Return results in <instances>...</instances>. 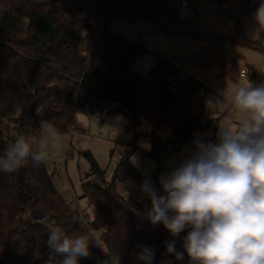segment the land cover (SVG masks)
Returning <instances> with one entry per match:
<instances>
[{
	"label": "trees",
	"instance_id": "16d2710c",
	"mask_svg": "<svg viewBox=\"0 0 264 264\" xmlns=\"http://www.w3.org/2000/svg\"><path fill=\"white\" fill-rule=\"evenodd\" d=\"M173 1L0 0V114L20 120L18 134L38 132L41 121L51 122L59 131H72L79 128L77 113L102 118L107 108L119 103L127 111L126 127L146 119L154 129H169L165 144L151 141L149 154L157 162L153 176L158 177L164 145H170L171 151L191 145L197 132L211 126L204 117L201 94L206 86L192 75L179 78V69L161 55L154 56L147 72L136 71L132 64L144 47L113 31L110 20L146 17L165 35L202 40V49L187 59L206 66L220 64L221 73L228 71L234 77L239 67L226 63L227 42L264 53V30L252 40L243 34L244 17L261 0H214L237 1L240 8L228 34L196 25V15L182 17ZM129 151L122 152L112 172V180L124 185L125 202L105 185L104 169L85 151L88 174L94 176L87 179L86 175L83 195L97 210L93 229L102 232L99 245L90 243V257L79 264H106L102 246L124 263L133 260L137 251L152 247L155 259L163 254L175 264H190L187 254L178 260L166 251L167 243L175 240L176 251L183 252L189 229L173 237L161 224L132 217L130 208L140 206L141 185L148 178L132 163ZM52 221L69 236L96 237L82 221L81 209L53 185L45 162L39 167L29 162L12 174L0 173V264H59L63 257L51 254L46 244L47 225Z\"/></svg>",
	"mask_w": 264,
	"mask_h": 264
},
{
	"label": "clouds",
	"instance_id": "9594fccd",
	"mask_svg": "<svg viewBox=\"0 0 264 264\" xmlns=\"http://www.w3.org/2000/svg\"><path fill=\"white\" fill-rule=\"evenodd\" d=\"M252 20L253 29L264 30V0ZM257 70L264 73V60ZM205 103L212 111L236 113V126H219L215 141H193L189 157L161 176L164 195L145 180L140 190L150 208L144 216L173 237L189 229L183 252L176 251L175 240L166 245L178 260L187 254L190 264H264V85L247 81L226 102L213 97ZM58 138L59 130L48 121H41L36 133H19L0 155V173H16L29 162L39 167ZM47 229L50 253L63 257L59 264H79L90 257V243L99 245L98 237L69 236L55 221ZM138 257L151 264L154 251L145 247Z\"/></svg>",
	"mask_w": 264,
	"mask_h": 264
},
{
	"label": "rangeland",
	"instance_id": "374dc122",
	"mask_svg": "<svg viewBox=\"0 0 264 264\" xmlns=\"http://www.w3.org/2000/svg\"><path fill=\"white\" fill-rule=\"evenodd\" d=\"M173 2L182 17L189 18L196 15V25L221 34L231 32L234 17L240 13L237 1L218 3L214 0H187L186 7L180 4V0ZM253 13L243 19V34L251 38L250 40L257 38L259 34L258 29H253ZM109 25L113 31L123 34L131 40L139 41L144 47V51L136 56L132 64L136 71L147 72L154 56L161 55L170 59L173 67L179 69L177 74L179 78L183 79L188 75H193L205 84L206 89L201 93L204 100V117L210 120L211 126L197 132L193 136V141L209 137L211 140L208 141H215L219 126L235 127L237 124L236 113L231 110L223 112L209 110L205 103L208 99L214 97L218 102L224 103L235 87L247 81H250L254 86L264 85V73L257 70V62L264 60V53L258 49L231 42L226 43L227 65H237L246 69L245 76L234 77L228 71L221 73L222 66L220 64L214 63L206 66L198 61L188 60L189 55L200 51L205 45L204 41L194 39L191 35H165L161 30L155 29V23L146 17L136 20L115 17L110 20ZM76 122L79 126L78 129L59 131L58 143L50 152L45 164L52 174L53 185L68 201H72L81 209L82 214L87 213L91 219L97 214V210L94 205L87 202V198L83 195L82 183L86 180V175L87 179L93 178L94 175L88 174L90 160L85 151L90 152L100 167L104 169L105 185L109 186L112 191L118 194L120 200L124 201L127 195L124 185L117 180H112L113 169L124 150L130 149L128 153L130 160L151 181L158 194L162 191L159 183L161 176L171 172L194 150L193 144L176 151H171L170 145L167 147L164 145L161 171L158 177H154L153 172L157 162L149 154L151 141L155 139L156 142L165 144L169 129H154L146 119H142L136 126L124 127L127 120L122 114H107L102 118H95L79 112L76 115ZM143 131L146 132L148 140L143 139ZM139 203L138 208H130L132 217L136 221L145 219L144 213L150 208V201L142 192ZM101 232V229L93 230L96 237ZM102 247L103 261L106 264H145V261L138 257L145 247L137 251L133 260H128V263H124L120 256L110 255L106 248ZM149 248L154 251V248ZM152 263L175 264L174 259L170 256H160L155 259V252Z\"/></svg>",
	"mask_w": 264,
	"mask_h": 264
},
{
	"label": "built area",
	"instance_id": "2783aa9c",
	"mask_svg": "<svg viewBox=\"0 0 264 264\" xmlns=\"http://www.w3.org/2000/svg\"><path fill=\"white\" fill-rule=\"evenodd\" d=\"M180 4L183 7L188 5L187 0H180ZM239 76L245 75V69L240 68L238 72ZM97 118V117H96ZM20 120L16 119L15 115H1L0 114V155H3L4 150L7 146L13 142L14 138L18 135ZM125 127V125H123ZM143 139L148 140L147 134L143 131ZM26 217L29 216V213L24 214ZM33 219L32 216H29ZM102 219V218H100ZM82 221L90 228L94 230L92 227V219L87 213L82 214ZM163 256V254H161Z\"/></svg>",
	"mask_w": 264,
	"mask_h": 264
},
{
	"label": "water",
	"instance_id": "95a60500",
	"mask_svg": "<svg viewBox=\"0 0 264 264\" xmlns=\"http://www.w3.org/2000/svg\"><path fill=\"white\" fill-rule=\"evenodd\" d=\"M106 114H122V115H126L127 111L123 108V106L119 103L117 104H113L112 106H110L109 108H107ZM160 195H164L163 191L159 192ZM157 259V257H156Z\"/></svg>",
	"mask_w": 264,
	"mask_h": 264
},
{
	"label": "crops",
	"instance_id": "0c3cea01",
	"mask_svg": "<svg viewBox=\"0 0 264 264\" xmlns=\"http://www.w3.org/2000/svg\"><path fill=\"white\" fill-rule=\"evenodd\" d=\"M246 37V36H245ZM246 38H248V37H246ZM248 39H251V38H248ZM240 68H244V67H239V69ZM245 69V68H244ZM238 72H239V70H238ZM245 73H246V69H245ZM193 76V75H192ZM237 76H239V75H237ZM245 76V75H244ZM241 77H243V76H241ZM96 118V117H95ZM202 140H205V141H208V140H211V138L209 137V138H205V139H202ZM77 202H75V204H76ZM78 204V203H77ZM85 212V211H84Z\"/></svg>",
	"mask_w": 264,
	"mask_h": 264
}]
</instances>
